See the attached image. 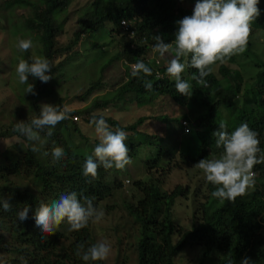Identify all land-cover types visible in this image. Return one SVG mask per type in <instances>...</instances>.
Segmentation results:
<instances>
[{
	"label": "trees",
	"instance_id": "1",
	"mask_svg": "<svg viewBox=\"0 0 264 264\" xmlns=\"http://www.w3.org/2000/svg\"><path fill=\"white\" fill-rule=\"evenodd\" d=\"M67 1H20L30 7L21 28L39 45L37 60L29 56L26 46L22 49L23 67L34 75L32 82L24 79L23 85L35 115L0 131V136L15 135L25 143L12 146L0 161V264H106L98 255L88 212L112 195L113 183L120 187L115 176L140 148H147L146 176L133 181L129 199H122L134 225V264H174L185 246L201 248L195 264H264V183L256 178L247 190L234 186L228 176L230 165L259 177L264 174V59L251 51L248 37L264 29V0H222L234 10L231 21L219 24L213 19L195 41L187 37V28L203 13L183 3L197 6L205 0H88L78 18L79 29L68 43L56 47L62 26L54 14ZM122 19L130 21L134 34L119 37L120 49L106 63L128 58L135 67L126 70V79L80 109L39 110L37 97L44 95L46 84L59 77L64 82L62 67L76 54L70 49L80 33L100 30L104 34L106 23L117 32ZM153 48L176 56L158 67L141 62ZM62 53V59L54 62ZM244 67L249 83L243 82ZM100 85V78L89 82L77 97L85 100ZM187 85L189 105L203 110L191 120L187 114L156 118L179 127L188 120L193 138L187 142L196 149L186 146L178 157L173 151L166 155V163L161 137L139 129L148 117L123 126L98 115L95 120L105 124L89 120L114 136L107 149L87 141L75 122L77 114L88 118L92 111L120 100L141 105L163 95L184 105ZM209 156L215 162V177L205 173L192 188L187 184H175L168 191L162 188L174 167L203 163ZM206 168L203 165L205 172ZM108 174L114 175L112 182ZM189 196L190 228L182 231L173 222V206L177 198ZM116 264H127L126 254L118 253Z\"/></svg>",
	"mask_w": 264,
	"mask_h": 264
},
{
	"label": "rangeland",
	"instance_id": "2",
	"mask_svg": "<svg viewBox=\"0 0 264 264\" xmlns=\"http://www.w3.org/2000/svg\"><path fill=\"white\" fill-rule=\"evenodd\" d=\"M20 1L0 0V131L10 126H18L35 115V109L29 99V90L23 85L24 79L32 82L34 75L32 71L23 67L22 49L23 46H26L29 56L37 60L39 45L38 42L32 40V35H27L31 33L21 28L23 19L29 14L30 7L22 6ZM87 1L68 0L64 7L55 12V21L60 22V26H62V30L55 38L56 47H62L68 43L72 39V33L79 29L78 18ZM187 3H183V5L208 17L206 23L210 19L211 21L213 19L218 20L219 24L228 23L231 21L234 11L224 5L222 0H205L202 5L197 6L192 5L193 3L190 1ZM112 27L110 23H106L104 34H101L100 30L80 33L78 41L70 49L76 54L62 67L64 82L62 83L59 77L57 78L58 82L46 84L44 95L37 97L39 110L55 108L59 113H64L80 109L92 97H98L105 91L116 88L126 79V70L130 71L134 68V63H131L125 56L113 59L108 65L106 62L108 58L111 60L114 54L119 51V37L122 35L133 36V29L132 33H129L119 26L117 32H111ZM106 30L111 33H107ZM186 35L194 41L200 36L199 33ZM237 35H240L238 31ZM248 37L251 51L259 58L264 59V29L253 31ZM95 45L97 47H93ZM64 54L57 56L54 62L61 60ZM174 56L176 55L172 51L153 48L143 56L141 62L148 61L153 67H158L172 60ZM105 63L106 65H104ZM102 65L105 67L100 71ZM232 67L236 68L235 65ZM213 71L216 73V66ZM242 72L244 74L243 82L249 83L250 78L245 67ZM156 75L160 76L161 73L157 71ZM97 78H100L102 85L92 91L85 100H80L77 95L88 87L89 82ZM187 87L183 92L184 105H177L163 95L141 105H137L135 101L123 102L120 100L107 108L92 111L88 118L82 114H77L75 122L87 141L90 143L98 142L102 148L107 149L114 136L103 127L92 125L89 120L94 121V117L98 115L114 119L123 126L134 122L139 117H148L145 118L139 129L161 137L163 147L166 150L162 161L166 163L168 161L166 155H171L173 151L174 155L178 157L177 152L184 151L186 146L192 145L190 147L192 151L196 149L195 144L187 142L188 137L193 138L188 120H182L179 127L171 120L159 119L162 116L175 118L187 114L191 120L203 110V107H197L195 104L189 105L192 98L189 95L191 89L188 85ZM95 121L105 124L98 119ZM17 143L25 144L22 139L15 135L0 136V161L2 156ZM97 150L99 151V148ZM98 151L96 152L99 153ZM147 156V148H140L138 153L126 164L121 174L115 176V179L120 181V187L113 183L112 195L101 201L94 211L88 212L91 217L90 230L98 245V255L106 264H116L118 253L126 254L127 264H134L131 245L134 225L123 210L122 199H129L133 181L143 179L146 176L144 162ZM212 159L209 156L207 161L203 163L200 161L194 164L195 166L182 163L180 167H174L166 176L162 188L168 191L175 184H187L192 188L205 173L215 177L217 173L215 162ZM203 165L207 167L206 172L202 169ZM199 167L201 169L198 170ZM228 176L234 186L242 185L247 190L252 187L250 183H255L257 180L264 183V174L259 177L255 172H247L238 165L229 166ZM107 177L111 182L114 179L113 174H108ZM25 181L23 180V182ZM189 200L190 196L187 200L177 198L173 206V222L182 231L190 228L191 204H189ZM107 206L112 207L107 208ZM71 217H75V213H72ZM262 234L264 236V229ZM200 252L199 246H185L174 257V264H195ZM243 264L252 263L243 262Z\"/></svg>",
	"mask_w": 264,
	"mask_h": 264
},
{
	"label": "built area",
	"instance_id": "3",
	"mask_svg": "<svg viewBox=\"0 0 264 264\" xmlns=\"http://www.w3.org/2000/svg\"><path fill=\"white\" fill-rule=\"evenodd\" d=\"M207 18H208L207 16L201 15L198 18L193 19L189 23V26L187 28V34L188 35H190V34H194L195 35L197 33L200 34L202 32V29H203L204 25L207 24L206 23L208 21ZM129 22L130 21L122 19V20L119 21V26L122 29L128 31L129 33H132V28L130 27ZM209 22H211V19L209 20Z\"/></svg>",
	"mask_w": 264,
	"mask_h": 264
},
{
	"label": "clouds",
	"instance_id": "4",
	"mask_svg": "<svg viewBox=\"0 0 264 264\" xmlns=\"http://www.w3.org/2000/svg\"><path fill=\"white\" fill-rule=\"evenodd\" d=\"M187 34V33H186Z\"/></svg>",
	"mask_w": 264,
	"mask_h": 264
}]
</instances>
